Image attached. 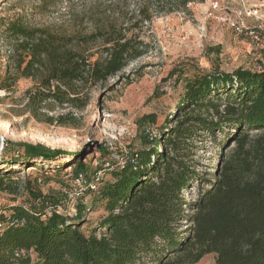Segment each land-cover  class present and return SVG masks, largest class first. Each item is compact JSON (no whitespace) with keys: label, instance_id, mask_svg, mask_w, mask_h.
Returning a JSON list of instances; mask_svg holds the SVG:
<instances>
[{"label":"trees","instance_id":"16d2710c","mask_svg":"<svg viewBox=\"0 0 264 264\" xmlns=\"http://www.w3.org/2000/svg\"><path fill=\"white\" fill-rule=\"evenodd\" d=\"M189 1H176V10H185ZM162 8L160 13L172 12ZM148 9L139 10L142 22L151 21ZM135 23L130 29L100 23L87 35L61 36L21 18L0 17V47L6 50L0 91L10 92L17 81L29 79L28 113L49 125L73 124L69 113H50L83 109L85 89L105 84L149 52ZM91 46H97L95 53H88ZM181 80L178 112L165 122L172 127H157L155 114L141 116L136 121L141 149L123 153L122 165L77 200L74 215L48 214L47 204L57 205L59 199L31 189L35 206L0 210V264H196L209 254L215 264H264V69L177 73ZM205 139L227 151L212 173L199 172L195 160L197 144ZM17 146L23 149L21 158L0 157V166L66 155L73 163L64 174L67 169L73 176L95 173L81 154ZM100 153L101 158L110 155ZM194 184L196 199L187 201L182 194ZM6 190L0 179V191ZM88 196L104 215L84 233V208L76 207Z\"/></svg>","mask_w":264,"mask_h":264},{"label":"rangeland","instance_id":"374dc122","mask_svg":"<svg viewBox=\"0 0 264 264\" xmlns=\"http://www.w3.org/2000/svg\"><path fill=\"white\" fill-rule=\"evenodd\" d=\"M157 1L57 0L50 4L38 0H0V17L21 18L31 27L57 35H87L96 25L106 22L120 29H130L136 22V30H140L142 38L150 44L144 57L129 64L116 77L85 89L82 94H87V103L83 109L56 108L50 113L54 116L69 113L73 124L49 125L28 113L24 93L33 86L29 79L17 81L10 92L0 91V157L20 159L23 149L17 145H38L81 154L80 160L87 165V170L93 171L101 158L100 150L116 158L141 149V131L136 123L141 116L155 114L157 127H172L165 122L178 112L184 85L182 80L177 81V73L191 77L194 73H208L214 69L223 72L239 68L253 72L264 69V38L259 43H251L236 37L216 21L203 23L195 15V11L221 9L230 0H190L185 10H176L179 0ZM250 3L256 4L258 0H250ZM144 6L149 7L150 22H142L139 10ZM161 7L172 9V12L160 13ZM96 49L97 46H91L88 53H95ZM5 51L0 47V77L6 64ZM171 71L176 72L172 77L169 76ZM149 132L157 135L158 129L151 128ZM7 142L12 147L6 148ZM197 145L195 160L201 165L198 171L212 173L211 168L221 164V155L227 151L220 152V147L208 139ZM11 150L16 153H9ZM14 163L0 166V179L7 189L0 191V210L15 204L35 206L30 189L44 196L61 198L64 168L72 166L73 160L61 155L51 162ZM196 194L197 185L194 184L182 195L192 201ZM93 200L88 196L76 207V211L84 208L80 213L85 221L81 227L84 233L94 228L104 215L101 206ZM196 264H215V257L206 255Z\"/></svg>","mask_w":264,"mask_h":264},{"label":"built area","instance_id":"2783aa9c","mask_svg":"<svg viewBox=\"0 0 264 264\" xmlns=\"http://www.w3.org/2000/svg\"><path fill=\"white\" fill-rule=\"evenodd\" d=\"M264 0H258V3L252 4L250 0H230L226 6L221 9H206L205 11H195V15L201 18V22L207 20L216 21L226 29L241 39L251 43H259L264 38ZM231 4V5H230ZM236 5L235 8H233ZM200 31L202 28L199 29ZM116 161L114 165L113 162ZM122 165V159L109 156L100 158L96 163L95 173L92 177H86L83 174L73 176L72 170L67 169L64 174L65 186L60 188L58 204H47V213L55 212L57 214H66L72 216L75 214V205L79 198H82L90 190L95 191L100 183L105 179L107 173L114 166Z\"/></svg>","mask_w":264,"mask_h":264},{"label":"water","instance_id":"95a60500","mask_svg":"<svg viewBox=\"0 0 264 264\" xmlns=\"http://www.w3.org/2000/svg\"><path fill=\"white\" fill-rule=\"evenodd\" d=\"M1 143H2V138H0V145H1Z\"/></svg>","mask_w":264,"mask_h":264}]
</instances>
